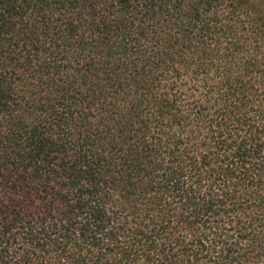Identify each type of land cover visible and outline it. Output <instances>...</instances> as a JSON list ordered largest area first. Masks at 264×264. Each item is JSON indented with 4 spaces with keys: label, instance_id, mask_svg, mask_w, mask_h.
<instances>
[{
    "label": "trees",
    "instance_id": "trees-1",
    "mask_svg": "<svg viewBox=\"0 0 264 264\" xmlns=\"http://www.w3.org/2000/svg\"><path fill=\"white\" fill-rule=\"evenodd\" d=\"M0 264H264V0H0Z\"/></svg>",
    "mask_w": 264,
    "mask_h": 264
}]
</instances>
